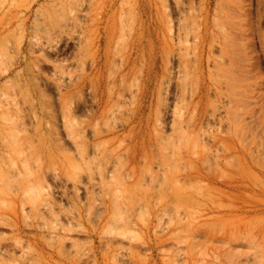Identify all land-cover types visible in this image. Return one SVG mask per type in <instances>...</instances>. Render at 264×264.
Segmentation results:
<instances>
[{
  "label": "rangeland",
  "instance_id": "rangeland-1",
  "mask_svg": "<svg viewBox=\"0 0 264 264\" xmlns=\"http://www.w3.org/2000/svg\"><path fill=\"white\" fill-rule=\"evenodd\" d=\"M0 264H264V0H0Z\"/></svg>",
  "mask_w": 264,
  "mask_h": 264
}]
</instances>
